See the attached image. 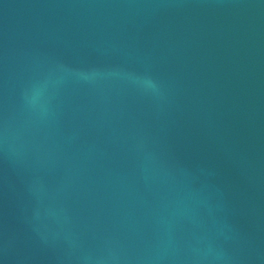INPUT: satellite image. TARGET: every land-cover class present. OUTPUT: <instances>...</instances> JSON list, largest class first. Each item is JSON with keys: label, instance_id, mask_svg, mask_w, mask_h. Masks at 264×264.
I'll return each instance as SVG.
<instances>
[{"label": "water", "instance_id": "95a60500", "mask_svg": "<svg viewBox=\"0 0 264 264\" xmlns=\"http://www.w3.org/2000/svg\"><path fill=\"white\" fill-rule=\"evenodd\" d=\"M0 264H264V0H0Z\"/></svg>", "mask_w": 264, "mask_h": 264}]
</instances>
